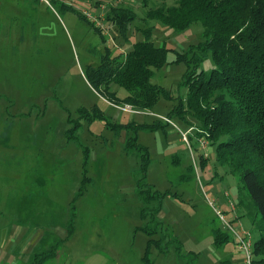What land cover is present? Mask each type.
<instances>
[{"label":"rangeland","instance_id":"rangeland-1","mask_svg":"<svg viewBox=\"0 0 264 264\" xmlns=\"http://www.w3.org/2000/svg\"><path fill=\"white\" fill-rule=\"evenodd\" d=\"M70 1L74 8L63 10L51 0L50 6L0 0V264H31L35 254L58 241L63 243L55 258L45 264H144L147 250L150 264H243L244 252L225 222L249 234L252 245L258 235L237 208L238 177L217 162L215 146L195 136L196 120H164L179 104L186 108V65L174 62L175 53L202 40V25L176 31L145 20L141 0H121L118 4L132 7L136 17L125 39L105 20L111 0ZM97 23L104 27L102 34ZM147 28L153 44L169 50L150 81L173 99L160 96L152 108L132 111L101 97L84 72L99 64L106 46L111 57L124 58L144 40ZM213 68L209 54L199 71ZM110 90L125 95L115 84ZM84 110H97L101 119L89 121ZM70 120L79 123L71 133ZM153 124L161 125L145 126ZM134 134L149 154L143 183L162 195L159 229L151 236L143 230L150 218H142L136 190L144 152L124 149ZM84 173L87 184H82ZM213 229L228 235L229 242L217 246ZM150 239L161 240L168 251L154 242L148 249Z\"/></svg>","mask_w":264,"mask_h":264},{"label":"trees","instance_id":"trees-1","mask_svg":"<svg viewBox=\"0 0 264 264\" xmlns=\"http://www.w3.org/2000/svg\"><path fill=\"white\" fill-rule=\"evenodd\" d=\"M150 1L141 0V6L146 9L145 20L159 21L176 31H183L193 23L202 25V40L190 45L185 52L175 53L174 62L186 65L182 77V85L188 88L186 108L179 104L166 118L185 120L190 116L196 120L200 126L195 136L204 137L215 146L217 162L238 177L241 186L237 208L251 219V226L258 235L252 245L253 262L264 264V0H152L153 7H149ZM51 3L63 10L74 8L73 2L51 0ZM99 3L97 7L104 8ZM111 3L107 5L105 20L126 39L128 25L136 18L133 8L115 0ZM79 16L90 22L86 16ZM91 25L94 26L92 22ZM95 29L102 34L101 29L96 26ZM142 32L144 40L135 43L124 58L111 57L106 46L99 54V64L87 67L84 72L88 84L101 97L128 105L132 111L152 108L160 96L173 99L170 91L150 81L153 69L167 62L169 50L153 44L152 29ZM209 54L214 68L209 73L199 71ZM112 84L123 89L125 95L119 97L111 91ZM82 115L89 117V121L101 119L97 110L93 113L84 110ZM69 124L70 133L79 127L78 122L70 120ZM159 125L145 126L153 129ZM120 127L128 129L131 125ZM124 149L144 152L143 176L136 181V190L143 204L141 216L150 218L143 230L151 236L159 229L155 221L162 195L152 192L151 186L143 183L149 161L148 149L137 145L135 134L127 137ZM88 181L84 173L82 184ZM79 191L78 195H82L84 188ZM212 233L217 246L229 242L228 235L218 229H213ZM153 242L161 252L168 251L167 246H161V240L153 239L148 241V249ZM61 243L63 241H58L46 252L35 254L31 264L53 260ZM143 262L150 264L148 250Z\"/></svg>","mask_w":264,"mask_h":264},{"label":"built area","instance_id":"built-area-1","mask_svg":"<svg viewBox=\"0 0 264 264\" xmlns=\"http://www.w3.org/2000/svg\"><path fill=\"white\" fill-rule=\"evenodd\" d=\"M40 1H43L46 5L50 6L51 3L49 2L50 0H40ZM59 1H62L64 3H67V4H70V0H59ZM70 1V2H69ZM117 3L121 0H115ZM104 9V8H102ZM101 17H103L102 15H100L99 19H101ZM95 21H97V19H95ZM99 29H101V31L103 32V25L100 24V23H97V26ZM108 45H110V41L108 42ZM128 110H130L131 108L128 107ZM165 122L166 123H171V120L168 119V118H164ZM183 138L186 139L185 137V134H183ZM203 145H206V142L203 143ZM231 210L232 211H235V207L234 206H231ZM217 214L220 216V218L224 221V217L219 213L217 212ZM231 223V222H230ZM228 222H225L226 226L232 231V234L234 235L235 237V243L237 244L238 246V249H240L241 251L244 252V262L243 264H252L253 261H252V240L251 238L248 237L249 234L243 232L242 235H241V232H236L233 227H232V224H230ZM246 235V237L244 238V236Z\"/></svg>","mask_w":264,"mask_h":264},{"label":"crops","instance_id":"crops-1","mask_svg":"<svg viewBox=\"0 0 264 264\" xmlns=\"http://www.w3.org/2000/svg\"><path fill=\"white\" fill-rule=\"evenodd\" d=\"M39 2H41L40 0H38ZM102 9V8H101ZM105 9V8H104Z\"/></svg>","mask_w":264,"mask_h":264}]
</instances>
